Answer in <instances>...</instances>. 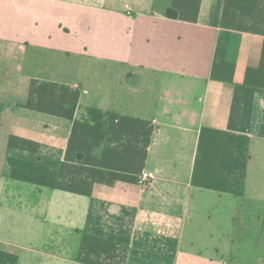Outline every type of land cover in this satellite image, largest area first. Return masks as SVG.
I'll return each mask as SVG.
<instances>
[{
    "label": "crops",
    "instance_id": "crops-1",
    "mask_svg": "<svg viewBox=\"0 0 264 264\" xmlns=\"http://www.w3.org/2000/svg\"><path fill=\"white\" fill-rule=\"evenodd\" d=\"M98 13L104 91L65 86ZM253 208L264 0H0V264H241Z\"/></svg>",
    "mask_w": 264,
    "mask_h": 264
},
{
    "label": "rangeland",
    "instance_id": "rangeland-1",
    "mask_svg": "<svg viewBox=\"0 0 264 264\" xmlns=\"http://www.w3.org/2000/svg\"><path fill=\"white\" fill-rule=\"evenodd\" d=\"M81 18L84 20V25L91 27L96 26L94 30L97 32L80 34L79 39L82 38L83 43L87 45L84 48L68 50L71 54L69 55V58L66 59L65 66H62L63 79L58 81L64 83L65 86L77 85L87 91L90 89H96L98 92H103L106 83L105 77L111 71L109 67L106 68L105 62L106 57L103 37L105 17L103 13H98L95 18V23H93L91 17L83 16ZM81 32H84V30ZM90 42L92 43L91 47H89ZM113 72L115 73L116 71L113 70ZM118 72L120 73L119 66ZM84 90L80 92L83 95L81 96V101L83 105H87L90 94L84 92ZM96 96L100 97V95ZM241 200L244 199L242 198ZM257 212L262 213V216H259L261 219L257 218ZM240 220L239 226H237V233H239L241 237V247L247 248L249 245L251 246V250L255 251L254 254H256L253 257L241 258V264H264V209H246L242 212ZM217 227L218 226H214L215 230ZM185 230L184 248L186 247V250L188 251L199 252L205 247L210 248L211 245L217 243L216 241H201L200 235H202V230L200 222L186 226ZM223 230L225 231V226H223ZM191 233H195L192 235L197 236L199 240L189 241V238L192 237V235H190ZM226 259V261H228V258Z\"/></svg>",
    "mask_w": 264,
    "mask_h": 264
},
{
    "label": "trees",
    "instance_id": "trees-1",
    "mask_svg": "<svg viewBox=\"0 0 264 264\" xmlns=\"http://www.w3.org/2000/svg\"><path fill=\"white\" fill-rule=\"evenodd\" d=\"M167 16L169 18H172V19H176L177 18V12L173 9H168L167 12H166Z\"/></svg>",
    "mask_w": 264,
    "mask_h": 264
}]
</instances>
